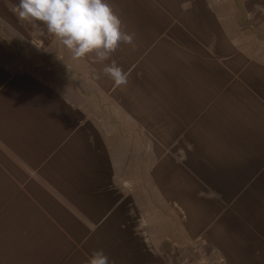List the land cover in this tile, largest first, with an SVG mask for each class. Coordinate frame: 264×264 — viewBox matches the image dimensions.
Instances as JSON below:
<instances>
[{"label":"crops","instance_id":"1","mask_svg":"<svg viewBox=\"0 0 264 264\" xmlns=\"http://www.w3.org/2000/svg\"><path fill=\"white\" fill-rule=\"evenodd\" d=\"M108 2L121 85L0 0V264H264V0Z\"/></svg>","mask_w":264,"mask_h":264},{"label":"clouds","instance_id":"2","mask_svg":"<svg viewBox=\"0 0 264 264\" xmlns=\"http://www.w3.org/2000/svg\"><path fill=\"white\" fill-rule=\"evenodd\" d=\"M16 10L21 20L36 22L57 38L73 59L89 58L100 63L116 85L126 83L115 61L105 63L121 43H132L108 0H19ZM88 264H108V258L102 250L95 251Z\"/></svg>","mask_w":264,"mask_h":264},{"label":"rangeland","instance_id":"3","mask_svg":"<svg viewBox=\"0 0 264 264\" xmlns=\"http://www.w3.org/2000/svg\"><path fill=\"white\" fill-rule=\"evenodd\" d=\"M2 42L4 43L5 41H2ZM180 249H183V248H180ZM183 250H184L183 255H186V249L184 248ZM189 250H192L193 252V264H217L216 261L210 258L209 254L206 252L207 249L205 248V244H203L200 241V239L195 240L194 243H190ZM180 259H179L180 261L178 260V264H186V261L182 259L181 255H180Z\"/></svg>","mask_w":264,"mask_h":264}]
</instances>
